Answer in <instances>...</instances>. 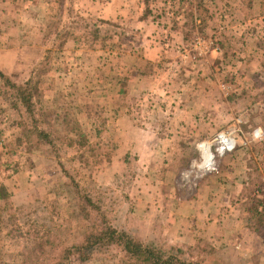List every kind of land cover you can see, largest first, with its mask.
I'll return each instance as SVG.
<instances>
[{"label":"rangeland","instance_id":"rangeland-1","mask_svg":"<svg viewBox=\"0 0 264 264\" xmlns=\"http://www.w3.org/2000/svg\"><path fill=\"white\" fill-rule=\"evenodd\" d=\"M61 1L0 0V72L33 83L39 119L77 120L86 138L76 149L20 144L25 115L0 77V264H52L61 252L22 255L49 229L67 246L81 241L100 221L90 207L89 220L72 219L81 193L118 231L164 251L264 264V0ZM60 16L63 32L49 34ZM223 132L236 140L231 152L215 141ZM197 200L228 226L174 224L177 207ZM122 259L112 246L67 264Z\"/></svg>","mask_w":264,"mask_h":264},{"label":"trees","instance_id":"trees-1","mask_svg":"<svg viewBox=\"0 0 264 264\" xmlns=\"http://www.w3.org/2000/svg\"><path fill=\"white\" fill-rule=\"evenodd\" d=\"M60 4L63 10L64 0ZM62 19L63 17L60 16L58 22L50 25L49 34L55 33L60 35L63 32L64 29H58ZM93 32L98 37L100 29L93 30ZM0 77L2 78V91L5 95L11 96L14 99V103L23 109L25 115V118L20 122L21 130L18 140L20 144H26L28 148L43 145L55 148L57 144H66L67 147L76 149L74 147L75 143L78 142L79 146L86 143L85 135L81 132V127L77 120L62 119L58 123V119L53 120V122L50 119H39V112L41 114V111L39 110L38 112L37 104L34 100V85L32 82L19 85L1 72ZM122 91L123 89L121 88L120 92ZM58 125H63L64 130L67 128L65 133L64 130L61 132ZM79 195L85 198L86 203L85 205H81L83 208H81L82 210H80L79 214L72 213V219L74 221L82 219L89 220L91 218L90 214L92 213L88 210V207H90L91 211L94 210L99 213V224H93L91 228H88L83 233L84 236L81 241L71 246L66 245L68 238L61 240L59 230L52 232L49 229L42 235H37L39 237L34 243L24 246L22 255L25 256V263L32 262V258L39 257L41 254L51 253L52 255V249L53 252L59 251V254L60 252L62 253L57 259L52 261V264H67L71 255L81 253L93 254L101 252L104 249H109L112 246H118L123 253L122 264H199L198 262L185 259L180 254L182 253L181 249L172 247L168 251H164L152 244H146L140 240H136L125 232L118 231L107 221L105 214L100 211V207H97V202L87 194L85 196L82 193ZM4 196L2 189V192L0 190V200L7 198Z\"/></svg>","mask_w":264,"mask_h":264},{"label":"crops","instance_id":"crops-1","mask_svg":"<svg viewBox=\"0 0 264 264\" xmlns=\"http://www.w3.org/2000/svg\"><path fill=\"white\" fill-rule=\"evenodd\" d=\"M179 34V33H177ZM177 36V35H176ZM212 50V49H210ZM214 51V50H212ZM200 151V148H199ZM193 201V200H192ZM191 201V202H192ZM192 205L193 207H177L178 210H175L170 218H173L176 223L179 224V222L187 220L190 224V227L192 228H216V227H226L228 224H226V219L229 220V216L219 213L218 210H216L217 207H198L199 202L194 201ZM182 208H185L187 211H179V209L182 210ZM231 208V207H230ZM235 207H233L234 210ZM215 213V214H214ZM237 223V219H235ZM235 226V225H233ZM239 227V225H238ZM222 240V238H219Z\"/></svg>","mask_w":264,"mask_h":264},{"label":"built area","instance_id":"built-area-1","mask_svg":"<svg viewBox=\"0 0 264 264\" xmlns=\"http://www.w3.org/2000/svg\"><path fill=\"white\" fill-rule=\"evenodd\" d=\"M198 44L199 45H202L203 43L198 41ZM205 49L206 50H214V51H217L218 48L215 47V45L213 44V42L209 41L208 44L205 45ZM199 54H202V50L200 51ZM260 129H255L254 132H253V136L255 138H259L260 137ZM232 133L231 132H223V133H220L216 140L217 143L219 144V146L221 147V151L223 152H231L233 151L235 148H236V140L235 138L233 137V135H231ZM261 140V138H260ZM207 148L208 150V155H209V163H205L204 161V155H203V152H204V148ZM200 153H201V164L206 167V168H211V166L213 165V162H214V159H215V155L213 153V151L211 150V147L208 143H202L200 145Z\"/></svg>","mask_w":264,"mask_h":264},{"label":"bare ground","instance_id":"bare-ground-1","mask_svg":"<svg viewBox=\"0 0 264 264\" xmlns=\"http://www.w3.org/2000/svg\"><path fill=\"white\" fill-rule=\"evenodd\" d=\"M203 155H204V161H205V163H209V155H208V150H207L206 147L204 148Z\"/></svg>","mask_w":264,"mask_h":264}]
</instances>
